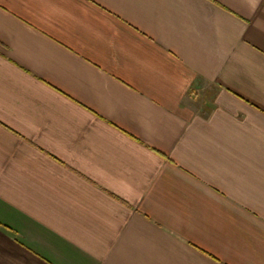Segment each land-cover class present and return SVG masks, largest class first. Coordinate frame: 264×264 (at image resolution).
I'll return each instance as SVG.
<instances>
[{
	"label": "crops",
	"instance_id": "0c3cea01",
	"mask_svg": "<svg viewBox=\"0 0 264 264\" xmlns=\"http://www.w3.org/2000/svg\"><path fill=\"white\" fill-rule=\"evenodd\" d=\"M0 264H264V0H0Z\"/></svg>",
	"mask_w": 264,
	"mask_h": 264
}]
</instances>
